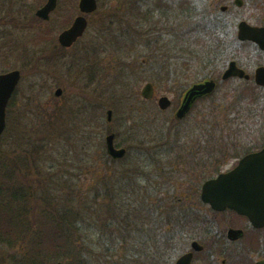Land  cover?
<instances>
[{"label":"rangeland","instance_id":"1","mask_svg":"<svg viewBox=\"0 0 264 264\" xmlns=\"http://www.w3.org/2000/svg\"><path fill=\"white\" fill-rule=\"evenodd\" d=\"M79 1L59 0L43 20L36 10L46 0H0V72L18 68L23 73L0 136V166L12 176L4 181L18 197L14 208L32 224L30 238L19 239L17 246L0 242V264H19L27 257V244L42 234L50 243L46 253H39V264H164L168 235H174L165 231L168 221L188 213L177 203L189 192L187 181L194 183L178 175L190 161L187 145L199 148L204 140L231 138L240 149L264 143V108L258 106L264 104V90L259 104L238 102L243 79L219 85L185 118L175 116L183 91L216 75L215 39L225 47L222 71L235 59L253 74L255 62L264 61L236 36L241 19L264 23V0H243L241 7L224 0L231 4L224 22L201 40L193 14H164L143 0H99L97 11L88 15L85 35L64 48L58 35L80 13ZM149 81L156 96L168 95L173 107L161 110L158 98L142 97ZM249 83L256 85L253 79ZM59 87L61 96L55 94ZM234 124L246 126L249 136L235 137ZM110 132L128 149L122 160L106 152ZM216 156L231 161L226 154ZM60 218L68 231L57 235L72 242L70 251L53 245L57 229L52 222L59 225ZM24 223L16 216L18 228Z\"/></svg>","mask_w":264,"mask_h":264},{"label":"flooded vegetation","instance_id":"2","mask_svg":"<svg viewBox=\"0 0 264 264\" xmlns=\"http://www.w3.org/2000/svg\"><path fill=\"white\" fill-rule=\"evenodd\" d=\"M223 1L224 0H191L198 22L202 23L206 21L210 27H215L213 26L216 21L215 18L219 15L225 17V14L229 12L231 8V4H226ZM234 4L238 6L236 0H234ZM224 20H222V23ZM257 25H264V23ZM229 29H231V27ZM229 31L230 30H228V32ZM236 36L241 45L247 47L249 45L257 51L259 55H264V50L259 48L255 42L251 40H240L238 38V26ZM249 50L251 54L255 53L253 50ZM231 61H235L240 68L250 74L248 78L251 79H247V81L256 78V69L260 66H264V61L255 62L256 67L253 74H251L244 66L240 65V63H244L243 60L237 61L232 59L228 62V65ZM226 68L223 70L220 77L210 76L205 78H223V73ZM228 78L246 77L231 76ZM217 82V86L221 85L219 84L220 81ZM192 85L183 91L178 108ZM209 96L210 94L199 96L194 101L191 110L199 101L206 100L210 98ZM13 98L14 95L8 104L7 119L8 117L10 119V108L14 101ZM232 126L235 127L233 128L235 137L241 135L242 140H244V138L246 139L249 136L246 126H241V124H234ZM115 145L117 148L125 147L117 143L116 138ZM201 146L205 148L201 149ZM201 146L198 148V145H190V147L187 145L185 149L190 161L187 160L188 163L185 165L184 170L178 175L182 174V177L193 180L194 183L187 181V183L190 184L189 192L183 194V197L179 198L177 203V205L186 209L188 213L182 215L181 218L168 221L165 231L170 233V230H172L174 235H168L169 241H167V248H169V250H166L162 256L166 260L164 264H178L179 259L185 255H190V257L185 259L186 264H256L264 260V227H256L246 215L239 214L231 208L217 210L210 203L202 199V191L205 182L209 179L216 178L221 173L233 169L239 163L240 159L248 153V149H240V144L235 138L226 141L217 139L204 140ZM200 150H202L204 154L199 155ZM106 152L108 154L107 149ZM216 153H218V155L219 153L226 154V158L230 157L231 161H226V159L222 161V157V159L219 158L218 160ZM108 156L115 161L123 159L114 158L110 154H108ZM223 165L228 166L223 168ZM201 177H203V181ZM231 229L238 230L240 233L236 236H230ZM173 241L177 242V245L172 246ZM178 248L179 251L176 252L171 250H177Z\"/></svg>","mask_w":264,"mask_h":264},{"label":"water","instance_id":"3","mask_svg":"<svg viewBox=\"0 0 264 264\" xmlns=\"http://www.w3.org/2000/svg\"><path fill=\"white\" fill-rule=\"evenodd\" d=\"M236 3L241 6L243 0H236ZM57 4L58 0H47L37 10V16L49 19L51 12L56 9ZM79 7L82 14L78 15L72 25L63 30L59 35V42L65 47L72 46L84 34L88 27L86 15L97 10L98 0H80ZM238 38L240 40L254 41L264 50V26L252 25L248 21L242 20L238 24ZM231 76L249 79L250 75L240 68L235 61H231L223 73V79H228ZM21 77L22 73L19 69L0 73V136L6 127L8 103ZM255 77L256 83L264 86V66L256 69ZM215 88L216 81L214 79L194 84L187 91L184 101L176 113L177 117L183 118L189 112L197 97L212 93ZM62 93V88H57L55 91L57 96H60ZM142 96L146 99H151L155 96L153 83L148 82L143 87ZM158 104L161 109H167L172 105V101L168 96H161ZM112 118L113 110L109 109L107 111V119L111 121ZM114 140V133L107 135L106 144L109 154L114 158L124 157L126 148H116ZM202 199L210 203L217 210H223L227 207L232 208L238 213L248 216L256 227H264V147L259 151L245 155L232 170L221 173L218 177L206 181L203 186ZM239 233L240 231L238 230H230V236H236ZM187 257H190V255L181 257L178 264H186L185 259ZM57 264L65 263L59 261ZM256 264H264V260Z\"/></svg>","mask_w":264,"mask_h":264},{"label":"trees","instance_id":"4","mask_svg":"<svg viewBox=\"0 0 264 264\" xmlns=\"http://www.w3.org/2000/svg\"><path fill=\"white\" fill-rule=\"evenodd\" d=\"M142 2H146L148 4V7H153L155 9H159L162 10V13L164 14H168L172 11L175 12H180L182 14H188V15H192V17H196V13L192 12V9H194L193 4L191 3V0H173L174 3H171V0H153L151 3L148 2V0H143ZM164 7V9H162ZM149 12V10H148ZM171 16V15H170ZM215 24L213 26L215 27H210L206 21L199 23L196 27V30L199 32V35L197 36V39H202L203 36L202 34H207L208 32L212 33V32H217L218 31V26H220V24L222 23L223 17L221 15L217 16L215 18ZM214 29V31H213ZM200 40H197L198 42H200ZM215 46H213L211 48V50L216 54L215 55V60H212V64L215 65L214 68V75L220 77L221 74V70H222V66L223 63L222 61H226L225 56L222 58L221 55H224L223 53L225 52V47L224 45H221L222 43L219 42L218 39H215L214 42ZM206 54L210 55L209 52H206ZM222 59V60H220ZM222 63V64H221ZM213 76V75H211ZM219 79V78H218ZM127 87V85H126ZM125 87V88H126ZM257 87V88H256ZM258 86H250L248 84L243 85L241 88L238 89V94H237V98H238V102L241 103L242 99H246L249 101H252L253 103L255 102L256 104H259L260 102H263V99H259L256 96V93L259 92L260 90L258 89ZM214 96V94L210 95V97ZM258 99V101H256ZM260 100V101H259ZM262 108H264V104L262 105H258ZM239 110L241 111L240 107ZM56 112L53 111V113L51 114L52 116L55 115ZM264 145V143H261L259 146L256 145V147L254 146L253 148H249V152L256 150L257 148H261ZM20 172V171H18ZM25 175V174H24ZM20 176H22L20 174ZM26 176V175H25ZM8 177L11 178L12 176H7L5 171L3 170V167L0 166V242L2 244H6L8 246L14 247L17 246V243H19V239H27L30 238V235L28 234V232H30L28 230V228L30 229L31 225H28V219L27 216L25 214H23L22 210L16 206L14 208V202L17 203L18 201V197H16L15 195H13V193H10V188L7 186V183L4 181L6 178V181L8 180ZM23 177V176H22ZM12 184H16L15 181ZM15 191H17V186H15ZM11 195V198H7V196ZM20 197H24V195H19ZM11 204V206L7 207L6 204ZM72 213L71 209L69 208V210L66 211V215L64 218L67 219V217H69V214ZM144 212H142L143 214ZM148 214V213H147ZM16 216H18V219H24L25 223H24V227L21 226L18 228L17 224H15V218ZM27 219V220H26ZM58 221L60 222V224L58 225L56 222H52V224L56 226V232L54 235V239H55V243L53 244L55 248H58L60 246H62L63 250H67L70 251L71 246H72V242L69 244L66 239L64 238L63 240H60V237L57 235L58 231L61 229V233L65 235L66 232L64 231H68V230H64L63 229V225H66L64 223L65 220H63L62 218L58 219ZM36 226H40L41 223L36 222L35 223ZM42 231V228H41ZM42 234V232H41ZM61 236V235H60ZM52 238V241L54 240ZM72 241V239H71ZM50 243V240L45 238L43 236V234L41 235V237H38L37 241H33L30 242L29 244H27L28 247V251H27V257L24 259L19 260V264H39L37 262V258H39V253H46V251L48 250L47 245ZM64 246V247H63ZM31 250L33 251L34 254L31 253ZM65 251V252H67ZM24 256H26L24 254ZM29 257V258H28ZM86 263V262H85Z\"/></svg>","mask_w":264,"mask_h":264}]
</instances>
